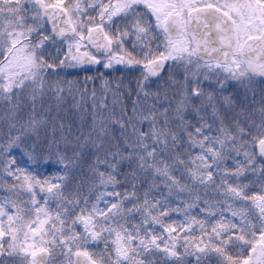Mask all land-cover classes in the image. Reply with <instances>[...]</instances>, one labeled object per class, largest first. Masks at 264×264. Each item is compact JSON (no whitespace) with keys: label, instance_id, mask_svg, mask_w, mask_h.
Wrapping results in <instances>:
<instances>
[{"label":"snow or ice","instance_id":"6c2138e0","mask_svg":"<svg viewBox=\"0 0 264 264\" xmlns=\"http://www.w3.org/2000/svg\"><path fill=\"white\" fill-rule=\"evenodd\" d=\"M0 264H264V0H0Z\"/></svg>","mask_w":264,"mask_h":264},{"label":"trees","instance_id":"16d2710c","mask_svg":"<svg viewBox=\"0 0 264 264\" xmlns=\"http://www.w3.org/2000/svg\"><path fill=\"white\" fill-rule=\"evenodd\" d=\"M82 75H83V73H82Z\"/></svg>","mask_w":264,"mask_h":264}]
</instances>
